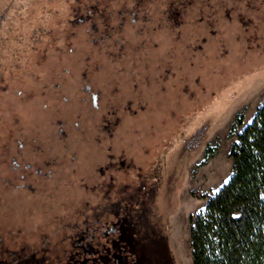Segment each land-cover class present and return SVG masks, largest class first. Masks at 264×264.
I'll return each mask as SVG.
<instances>
[{
    "label": "rangeland",
    "instance_id": "obj_1",
    "mask_svg": "<svg viewBox=\"0 0 264 264\" xmlns=\"http://www.w3.org/2000/svg\"><path fill=\"white\" fill-rule=\"evenodd\" d=\"M135 3L0 0V264H35L47 245L66 260L73 201L103 212L91 227L118 230L99 254L116 244L146 264H193L190 217L229 180L230 147L264 103V0H149L134 17ZM60 121L89 139L30 151L31 136L59 140Z\"/></svg>",
    "mask_w": 264,
    "mask_h": 264
},
{
    "label": "trees",
    "instance_id": "obj_2",
    "mask_svg": "<svg viewBox=\"0 0 264 264\" xmlns=\"http://www.w3.org/2000/svg\"><path fill=\"white\" fill-rule=\"evenodd\" d=\"M147 3L149 0H136V3L128 9L130 15L137 16V11L139 12L142 5ZM172 5H174L173 2L167 3L165 11L170 20L174 19L176 13ZM130 15L124 16L125 24L126 22L130 24L132 21L129 18ZM140 18L142 20L144 17ZM244 118L243 113L237 114L231 126L230 136H234L238 127L243 126ZM63 127L62 121L55 126L56 132L59 128L62 133L59 140L52 138L46 143L45 140L36 138V136L27 138L30 151L40 152L41 155L47 157L50 151L48 147L52 145L62 144L65 148L64 152L69 151L66 137L81 136L85 140L89 139L90 133L86 132L79 122L71 124L70 135H67L65 130L63 131L66 129ZM216 150L217 147L214 146L206 148L205 162L215 155ZM229 156L233 161V170L229 180L215 194L207 198L203 209L190 217L193 264H264V103L257 109L251 122L237 134L236 140L230 147ZM48 159L44 158V162H51V159ZM22 162L17 164V169ZM23 167L25 168L21 171L20 178H24L26 172L30 173L29 169L32 166L30 162H25ZM40 171L44 174L43 177L47 176L45 173L50 174V170L48 172L40 169ZM4 181L6 180L1 177L0 185L6 183ZM80 183V187H86L82 188L84 193L94 189V186ZM105 183L98 186L102 194H108L110 191ZM28 186L31 192L38 191V189L31 190L35 184L29 183ZM45 192L48 191L45 189ZM73 203L75 202H71L69 207L70 215L71 218L78 217V220L73 222L69 220L70 222L63 226H85L81 217L85 219L86 213L92 207H89L87 203L83 206L84 202L78 205ZM115 204L109 206V209L114 212L124 207L121 202L118 205ZM121 218V216L117 217V219ZM114 225L116 226L117 223Z\"/></svg>",
    "mask_w": 264,
    "mask_h": 264
},
{
    "label": "flooded vegetation",
    "instance_id": "obj_3",
    "mask_svg": "<svg viewBox=\"0 0 264 264\" xmlns=\"http://www.w3.org/2000/svg\"><path fill=\"white\" fill-rule=\"evenodd\" d=\"M103 212L95 211L91 214V212L86 213V219H83L82 222H84L86 225H77V226H62V228L65 229L63 238H60V242H64V246L66 247L64 254L66 257V260L62 261V258L60 255L56 254L55 257H52L50 254H48V251H51V249L47 247L44 249L48 250L46 254L42 257H36L34 255H29L30 258H35L33 262L35 264H45L44 262L48 261L49 264H54L55 260H61L60 264H91L92 262L98 263V264H146L147 260V252H144L142 248H139V251H133L128 252L127 248L123 246V248L117 247L115 244V248H111V250H108L102 254H99L98 251L106 250V247H103V241L102 238L105 236L107 237L108 242H114L112 239L114 236L108 235L111 231L110 229H113V232H117L118 230L113 227L111 228L109 225H107L109 222L108 220H104L103 223L100 222L99 226L95 227L92 226V223L95 221L89 219L91 217H97L99 218L102 215ZM106 213V212H105ZM115 223V221H113ZM108 228V230H103L104 228ZM58 228V227H57ZM61 228V227H60ZM102 230V231H101ZM101 231V232H99ZM98 234H97V233ZM100 233V234H99ZM5 241L1 238V243H4ZM107 242V243H108ZM50 244V242H49ZM70 245L75 246L78 248L77 253H67L68 247ZM135 257V258H134ZM135 261V262H132ZM92 263V264H93Z\"/></svg>",
    "mask_w": 264,
    "mask_h": 264
}]
</instances>
